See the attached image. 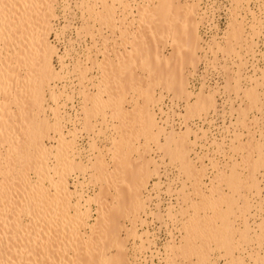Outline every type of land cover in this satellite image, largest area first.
<instances>
[{"label":"bare ground","instance_id":"1","mask_svg":"<svg viewBox=\"0 0 264 264\" xmlns=\"http://www.w3.org/2000/svg\"><path fill=\"white\" fill-rule=\"evenodd\" d=\"M117 1L122 0H112V5L108 0L96 3L79 0L76 3L81 5L82 17L87 15L99 25L97 32L101 38L100 42L96 41L97 32L92 30L95 26L86 22L82 31L92 39V45L86 47L85 60L78 58L73 72L69 71L80 73V78L90 83L82 91V118L81 115L77 118L82 119L84 129H96L98 132L101 129L92 124L93 119L99 122L95 114L98 110H107L106 114L110 113L109 118L114 121L110 124L114 130L112 147L108 151L111 161L106 160L104 149L96 147L98 154L84 162L75 140L79 129L74 126L66 134L65 121H74L72 115L62 111L58 101L63 96L70 100L72 96L54 87V83L62 79L63 69L59 72L55 68L54 59L63 60V57L50 40L51 33H56L53 20L57 17L60 0H0V264H143L137 255H130L128 241L129 238L140 240V246L135 245L139 254L150 249L153 234L150 237L151 232L147 230L139 235L138 227L146 226L143 215H157L158 210L159 215L161 212L158 205L155 206L157 212L150 207L153 203L150 188L155 191L160 185V182L152 181L159 168L154 158H148L151 145L157 146L164 157L181 160L197 179L202 177L201 170L192 164L191 168L190 159L187 160L186 151L191 144H195L190 139L191 127L182 120L188 127L186 131L176 133L172 128H179L180 131L179 118L177 127L176 120L170 123V114L167 113L172 109L169 106L180 99H186L185 118L214 109V92L218 90H213V95L202 87L205 84L209 89L219 88L221 78L211 85L206 80L207 75L202 76L204 82L198 89H201L199 93H195L193 80L190 87V78L208 52L217 55V51H221L228 56H240L236 46L249 41L244 21H240L234 13L225 41L222 43L212 38L214 41L208 44L200 35V26L206 19V12L200 8L202 0H134L136 5L131 11H128L129 3L121 2L124 10L120 15L115 9ZM255 25L250 27L253 35L257 32ZM104 27L111 35L118 33L117 39L104 37ZM83 32L79 31L78 35ZM250 37L247 46L253 51L258 44L252 40V35ZM261 46L260 51L264 52ZM93 48L97 49L95 55ZM169 48L171 53L167 56L165 51ZM255 58L249 64V73L253 72L252 66L261 64V56ZM93 70L97 75L88 79V71ZM229 73L224 85L233 90L240 76ZM92 89L95 91L92 92ZM131 93L134 94L129 101L132 108L127 109L123 104ZM165 94L173 97L171 101H166L167 104L165 102L168 107L165 113L164 108H158L161 116L167 117L164 121L156 108L163 103ZM247 95L249 103L257 102V88L247 91ZM52 102L55 106L50 105ZM236 110L243 112L245 108L239 106ZM106 119L104 116L103 121ZM208 127V124L204 125L205 129ZM210 127L212 129L215 124ZM219 130H223L222 125ZM252 137L247 142L251 151L244 156L249 170L243 184L240 183L243 188L248 187L252 169L257 164L251 148L255 141ZM51 140H55L56 146L46 145V141ZM215 141L214 144H218ZM143 149L146 155L141 153ZM134 154H138V158L135 159ZM199 155L196 159L191 158L192 161L198 160ZM227 166L226 163L221 169L217 164L212 166L218 168V174L212 177L213 180L211 178L212 185L209 184L212 188L208 192L214 190L220 178L224 181L238 178L239 173L237 175L234 170L231 175L227 174L224 170ZM74 171L88 174L89 183L98 188L94 196L85 200L89 205L85 211L80 207L83 194L78 195V190L72 191L67 181V176ZM31 174L36 177L35 181ZM196 195L201 199L194 206L197 217L191 216L185 223L180 220L183 225L180 240L173 239L168 244V249L170 247L175 256L172 264H208L210 243L216 244L219 249L224 248L226 232L234 228L231 223L227 224L226 212L220 208L227 196L223 191H218L219 198L216 200H210L199 190ZM75 200L77 202L74 203ZM247 203L245 201V206ZM92 204L97 207V218L90 224ZM206 209L212 210L213 215L198 213L201 210L206 212ZM255 226L252 227L251 221H248L245 230L256 234L259 228L264 227V218ZM123 233L127 237L123 238ZM248 255L254 264H261L256 262L264 261V246L252 245ZM193 256L197 262L192 261ZM231 256L234 261L241 259Z\"/></svg>","mask_w":264,"mask_h":264},{"label":"rangeland","instance_id":"2","mask_svg":"<svg viewBox=\"0 0 264 264\" xmlns=\"http://www.w3.org/2000/svg\"><path fill=\"white\" fill-rule=\"evenodd\" d=\"M78 1L79 0H60V5H58V8L56 9L57 17L53 20L56 33H51L50 40L53 45L57 47L59 55L63 57V60H59L58 57L54 59L55 68L59 72L62 68L63 69L61 71L62 79L54 83L55 85L57 84V87L54 84L53 85L62 92L64 91L69 97L72 96L70 100L66 98L67 96H63L58 101L62 111L67 112L70 116L72 115L71 117L74 121V123H67L65 121L64 126L67 127L65 130L66 134H68V130L74 129V126L79 129L77 135L75 136V140L78 148L80 149L79 151L81 153L82 160L87 162L92 157L94 158L97 153L96 147H98L104 149L105 158L108 162H110L111 160L108 156V151L112 147L114 137L113 127L110 126V124L114 121L109 118L110 113L106 114L108 113L107 110L104 112L103 110H98L95 113L99 122L96 123L93 119L92 124H97L99 127L98 129H101L100 132L96 131V129H84L81 121L82 119L79 120V118H77V116L82 114L80 113L82 112L80 107H82L81 104L83 103L82 91L85 90V86H90L89 81L80 78V73H72L77 59L79 58L81 60H85L86 47L92 45V39L82 30L86 22L90 23L92 27L95 26V28L92 29L93 31L97 32L99 28V25L97 23H93L87 15L82 17L81 5H76ZM91 1L96 3L98 0ZM108 1H110L109 5L113 4V2H111L112 0ZM121 2L123 4L129 3L131 5L130 8H128V11H131V8L136 5L134 0H122L115 2V9L119 15L121 11L124 10V5L121 4ZM200 8L202 12H206V19L203 21V25L200 26V35L206 43L211 44L214 41L212 38H215V40L223 43L226 38L229 23L231 22L230 19L235 15L234 13H236L238 18H240V21H244L245 35L249 36V41L247 43L250 44V35H252V40L254 39V42L258 44V47L256 46L253 51H250L251 49L247 46L248 44L241 42L239 46H236V51L239 52L240 56H228L221 51H217V55L212 52H208L206 58L210 60L205 58L200 62L198 70H196L195 74L190 78L191 87L193 77L196 76L195 79H197V81L195 82L196 85L194 89L197 91L195 93H199L201 90L198 89L204 82L202 76L207 75L206 80H214L219 75L218 78H221L220 82L222 83L219 88L209 89V87L207 88L205 84L202 87H205V91L212 92V94L215 90H218V92L216 91L217 93L214 92L215 95L213 94L216 102L215 107L214 109H210L208 113H202L198 116L185 118L183 115L185 114L184 110L187 109V107H185L186 99H180L179 101L174 102L175 104L177 103V107H175L176 105L174 103L169 106H172V109L169 111L170 113H167L170 114V123L173 121L175 123V120L179 118L178 120L181 124L180 131L179 128H174L173 126L169 127H173L172 129L175 130L176 133L184 132V130L186 131L188 126L186 127L183 124L184 122L191 127L190 139L194 141L195 144H191V146H189V151H186L187 160L189 161L190 159V167L192 164L195 168L201 170L202 177L201 179H197L196 175L189 173L190 171L188 170V167L181 160H171L169 157H164V154L157 146L154 144L151 145L152 151L149 153L150 156H148V158H154V160L157 161L156 163L159 168L158 175H154L152 177V181L153 183L160 182V185L157 186L158 188L155 189V191L153 187L150 188L152 191L151 194L153 202L150 207L154 212H157L158 209L156 207L158 205L161 212L158 215V210L157 215H152L153 217L151 215H146V217L143 215V219L147 221L146 226H142L143 228L141 226L138 227L139 235L147 230L151 232L150 237L153 234V237L150 238L152 240V244H149L151 246L150 249H146L143 254H139V252H136L135 250H137V247L140 246V240L137 239V241H133V239L129 238L128 241L130 255H137L139 257H137L139 262L143 264H172V260H174L173 258H175V256L170 250V247L168 249V244L170 242L172 243L173 239H177V241L180 240V235H182V231H180V229H183V222H187V219L191 216L197 217L194 215L196 213L194 206L195 203L198 204L201 202L200 197L196 195V191L198 190L201 193H205L210 200H216L219 198L218 191H223L224 195H227L220 208L226 212V217L228 219H226L227 224L231 223L230 225L234 227L230 231L226 232L227 241L224 248L219 249L216 244L210 243L211 248L209 247L207 252L208 259L210 260L208 264H213L214 262L217 264H248L249 262V264H254L253 260L248 255V249L251 248L252 245H257L258 247L264 246V227L259 228L256 234H252V231L250 230H245V226L248 221H251V226L256 228L255 225H257V223L259 224L264 218V52L260 51V45H262L261 49L264 48V0H202L200 2ZM255 18L256 20H254ZM253 24H256V35H253L252 28H250ZM79 31L83 32L81 36L78 35ZM57 33L58 36H56ZM103 33L104 37H112V39H117L116 37L118 36V33L111 35L109 30L105 29V27ZM96 35V41L100 42L101 38L99 37L100 35H98V32ZM246 36H244L245 39ZM92 52L93 55L97 54V49L93 48ZM170 53L171 48L165 51V55L167 56ZM258 55L261 56V64L258 67L252 66L253 72L249 73V70H251V68L248 70L249 64L252 60L256 59L255 57ZM99 58H102L101 55H99ZM65 65L67 68H64ZM91 66L92 65H89V67ZM69 71L72 72L70 73ZM229 71L234 74L237 73V75L240 76L238 77L239 86L237 85L236 89L233 90L228 89L225 86ZM216 74L218 75L216 76ZM87 75L89 79L95 77L97 72H95V70L88 71ZM254 87L257 88L258 99L257 102L251 104L249 103V97H247V91L253 89ZM94 91L95 89H92V92ZM159 92L160 91H157V93ZM157 93L155 94L157 95ZM133 95L134 94L131 93L127 96V102L123 104L125 108H132L129 101ZM165 96L166 97L162 101L163 103H160L156 108L157 113L161 118L164 115L161 116L162 114L159 113L160 111L158 112V108H164L163 112L166 111V109L168 110L165 102L173 97H168L167 94H165ZM193 101H195V98ZM248 104H251L249 105L250 108H247ZM50 105L55 106V103L52 102ZM239 106H243L245 110H243V112H241L242 110H236ZM178 114H180V116H178ZM49 115L52 117L51 113H49ZM104 116L107 117L106 121H103ZM80 118H82V115ZM165 119H167V117H163L164 121ZM163 120L160 119V122ZM182 120H184V122ZM198 123L203 124V126L198 125ZM213 123L215 124V127H212L211 129L210 126H212ZM206 124L209 125L208 129L204 128V125ZM221 125L223 130H219ZM169 130H171V128ZM216 133L219 135H215ZM51 136L55 137L56 135L51 134ZM252 136L255 137V141L251 148L254 150V152L253 150L252 152L254 153L253 156L257 161V164L256 167L252 169V179L249 181L248 187L246 188L244 186L243 188V185L241 186L240 183L243 184L242 181L245 180V175L248 174L249 170L247 164L244 163V156L246 157V153L248 154L251 151L247 142L251 140L250 137L253 138ZM67 137L69 140L71 139V136ZM58 138L59 137L57 136V139ZM214 141L218 144H214ZM221 142H223V144H221ZM56 144L55 140L46 141V145L48 147L56 146ZM194 149L196 150L193 152ZM188 152L192 157L188 158ZM141 153L146 155L144 149L141 150ZM197 154H201L199 155L200 157L198 160L192 161L191 158L194 157L193 159H196L198 156ZM137 156L138 154H134L135 159L138 158ZM225 163L226 165L228 164L227 167L230 168L228 169L226 167L227 170L226 168L224 169L228 175H231L233 170L234 173L237 172V175L239 173L238 178H235L237 181H234V178L226 181L220 178L221 180L218 179L219 183L214 182L217 184L214 190L212 192H208V189L212 188V183L210 181L211 178H214L218 174V168L212 166L217 164V166L221 169ZM158 176H160V178ZM31 178L34 181L36 180L34 174H31ZM239 178L240 180H238ZM67 179L69 182V188L72 191L78 190V195L83 194L84 199H81L82 206L80 207L82 211H85V208L89 206L86 205L85 200L90 196H94L95 191L98 192V188H95L93 183H89L88 174L79 171L70 173L67 176ZM153 183H151V185H153ZM202 183L205 184L203 185ZM202 185L204 187L206 185L207 186L203 189L204 187ZM200 186L205 192L200 189ZM245 201L248 202L247 206H245ZM75 202H77V200H75L74 203ZM96 208L97 207L92 204L91 219L89 220L91 222L90 224H93L94 220L97 218ZM198 213L202 216L213 215V211L210 209H206V212L205 210H201ZM250 215L253 216L251 217ZM177 216L178 218H175ZM257 217L259 218L257 219ZM28 220V218L25 219L26 224L28 223ZM258 220L260 221L258 222ZM128 226L130 227V223H128ZM179 232L181 234H179ZM122 237H127L126 233H123ZM231 254L234 255L235 258L240 257L241 259L239 261H234ZM176 258L180 260L178 256H176ZM191 259L193 262H197L195 256ZM256 263L264 264V261H257Z\"/></svg>","mask_w":264,"mask_h":264},{"label":"built area","instance_id":"3","mask_svg":"<svg viewBox=\"0 0 264 264\" xmlns=\"http://www.w3.org/2000/svg\"><path fill=\"white\" fill-rule=\"evenodd\" d=\"M217 76V75H216ZM198 77V76H197ZM219 80V78H218V76L214 79V80H212V79H210L209 81H210V83L212 84H215V82H217ZM197 81V79H193V83H192V85H193V87L195 88V82ZM212 84V85H213ZM179 122V121H178ZM178 122H177V120H176V124H177V127L179 126V124H178ZM213 133V132H212ZM214 134V133H213ZM215 135H219L218 133H216Z\"/></svg>","mask_w":264,"mask_h":264}]
</instances>
